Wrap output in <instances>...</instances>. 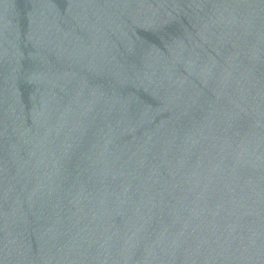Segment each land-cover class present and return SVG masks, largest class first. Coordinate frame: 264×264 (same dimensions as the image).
Masks as SVG:
<instances>
[{"label":"water","instance_id":"water-1","mask_svg":"<svg viewBox=\"0 0 264 264\" xmlns=\"http://www.w3.org/2000/svg\"><path fill=\"white\" fill-rule=\"evenodd\" d=\"M0 264H264V0H0Z\"/></svg>","mask_w":264,"mask_h":264}]
</instances>
